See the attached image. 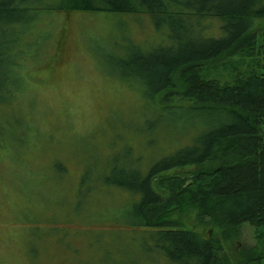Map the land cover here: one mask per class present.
<instances>
[{
  "label": "rangeland",
  "instance_id": "1",
  "mask_svg": "<svg viewBox=\"0 0 264 264\" xmlns=\"http://www.w3.org/2000/svg\"><path fill=\"white\" fill-rule=\"evenodd\" d=\"M40 20L21 34L36 45L30 43V55L18 59L25 72L47 85H36L19 71L9 81L15 99L0 104V264H169L148 231L135 226L131 213L137 198L131 192L94 179L100 189L84 198L79 183L84 170L93 172L92 164H98V150L123 157L132 148L145 169L162 159L160 149L174 147V133L171 138L162 131L165 113L152 112V98L146 96L152 75L136 64L146 66V59L157 57L156 49L174 52V26L157 32L146 14L62 11ZM214 25L217 30L220 24ZM188 28L178 44L204 41ZM263 30L258 22L255 31ZM252 64L242 54L225 55L203 66V78L232 86ZM0 76L2 87L8 86V75ZM186 78L181 72L172 78L167 101L173 106L194 103L183 96ZM164 120L174 121V113ZM172 178L157 180L155 188L161 191L159 182ZM170 215L206 237L214 234L195 210ZM35 219L44 223L32 224ZM253 232L244 225L239 236L223 240V254L236 263L241 247L255 244Z\"/></svg>",
  "mask_w": 264,
  "mask_h": 264
},
{
  "label": "trees",
  "instance_id": "2",
  "mask_svg": "<svg viewBox=\"0 0 264 264\" xmlns=\"http://www.w3.org/2000/svg\"><path fill=\"white\" fill-rule=\"evenodd\" d=\"M62 11L146 14L157 32L174 26V52L156 49L157 57L146 59V66L136 62L152 75L146 96L152 98V112L165 113L160 119L162 131L171 138L174 133V147L160 149L162 159L145 169L132 148L123 157L98 150L93 172L88 167L81 175V196L90 197L100 189L94 179L131 192L137 198L131 213L137 219L135 226L148 231L169 264H264V30L255 31L258 22L264 23V0H0V73L8 75V86L2 87L0 79V104L15 99L9 81L24 71L18 58L30 55V43L36 45L21 34L36 28L43 15L52 17ZM215 21L220 24L217 30ZM188 24L203 42L177 43L186 38ZM240 54L253 60L246 77L232 86L203 78V66ZM180 72L187 77L183 96L194 101L191 106L167 101L174 87L172 78ZM21 75L30 76L36 85H47L35 73ZM162 95L166 97L161 104ZM169 112L174 113V121L165 123ZM171 177L159 182L161 191L155 188L157 180ZM166 206L173 212L195 210L199 222L207 220L214 234L206 237L188 228L170 210L165 215ZM47 221L54 223L56 218ZM244 225L253 228L255 244L243 245L235 263L223 254V240L239 236Z\"/></svg>",
  "mask_w": 264,
  "mask_h": 264
}]
</instances>
